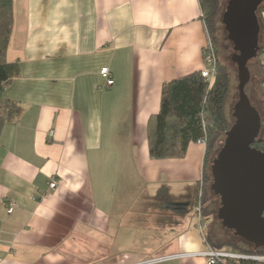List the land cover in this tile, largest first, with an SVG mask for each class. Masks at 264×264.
I'll use <instances>...</instances> for the list:
<instances>
[{"label": "crops", "instance_id": "crops-1", "mask_svg": "<svg viewBox=\"0 0 264 264\" xmlns=\"http://www.w3.org/2000/svg\"><path fill=\"white\" fill-rule=\"evenodd\" d=\"M13 18L3 96L23 109L0 130V264H207L189 204L205 144L152 159L146 137L164 85L204 66L198 0H13Z\"/></svg>", "mask_w": 264, "mask_h": 264}, {"label": "trees", "instance_id": "trees-1", "mask_svg": "<svg viewBox=\"0 0 264 264\" xmlns=\"http://www.w3.org/2000/svg\"><path fill=\"white\" fill-rule=\"evenodd\" d=\"M198 2L206 35L215 47L217 71L212 80L202 77L200 69L164 85L159 110L149 116L146 125L149 156L152 159L182 158L191 143L204 140L202 173L195 183L189 204L194 208L199 206L203 219L209 221L206 242L215 249L229 247L238 252L264 254V247L255 249L234 236L231 231L235 239L233 241L226 239L230 234L229 230L219 225L216 215L217 203L209 194H214L210 188L212 183L210 165L222 144L225 132L232 123L227 114V104L233 92V79L228 65L221 61L218 46L223 25L221 22L223 0ZM258 10H264V4ZM13 21V0H0V130L4 125L14 123L23 109L19 102L3 96L5 88L18 73V66L15 63H8L6 59ZM259 49L254 57L256 58L254 65L260 76L258 87L264 93V65L259 59L263 49L261 47ZM246 90L247 84L245 92ZM261 129H264V116H261ZM251 146L264 151V136L259 135ZM238 264L259 263L241 261Z\"/></svg>", "mask_w": 264, "mask_h": 264}, {"label": "water", "instance_id": "water-1", "mask_svg": "<svg viewBox=\"0 0 264 264\" xmlns=\"http://www.w3.org/2000/svg\"><path fill=\"white\" fill-rule=\"evenodd\" d=\"M264 0H229L221 22L232 43L238 99L233 120L212 159L210 188L219 199L217 218L224 228L253 248L264 247V151L251 144L261 129V115L245 92L248 61L258 52L255 11Z\"/></svg>", "mask_w": 264, "mask_h": 264}, {"label": "built area", "instance_id": "built-area-1", "mask_svg": "<svg viewBox=\"0 0 264 264\" xmlns=\"http://www.w3.org/2000/svg\"><path fill=\"white\" fill-rule=\"evenodd\" d=\"M203 61L204 66L201 68L200 73L201 76L212 80L216 74V53L215 47L209 37L206 36V41L203 47ZM101 77L105 79V84L110 86L113 84V78L110 72V69L107 66H104L99 71ZM198 142L205 144L204 140H199ZM48 187L53 189L56 187V182L54 180L48 183ZM47 192H42L40 194L41 197L46 196ZM15 203L13 201H9L7 205V213H11L14 209ZM195 216L197 219V226L199 232L204 240H206L205 229L206 222L203 219L200 213V207L197 206L194 208ZM207 258V264H228L231 261L238 262H246V261H254L259 264H264V254H254V253H246V252H238L234 250H226V249H215L211 246H208L202 253ZM167 259V258H166ZM159 260L155 259H146L133 264H149Z\"/></svg>", "mask_w": 264, "mask_h": 264}, {"label": "rangeland", "instance_id": "rangeland-1", "mask_svg": "<svg viewBox=\"0 0 264 264\" xmlns=\"http://www.w3.org/2000/svg\"><path fill=\"white\" fill-rule=\"evenodd\" d=\"M229 0H223V4H222V11L225 10V7L227 5ZM223 14V12H221V15ZM222 28H221V38H220V41L218 43V46H219V51H220V58H221V61L222 63H225L228 65L229 67V70H230V74L232 76V84H233V92H232V95L228 101V104H227V114L228 116L230 117V120L232 122L233 120V116H232V113H233V106L234 104L236 103L237 99H238V90H237V85H238V77H237V67L235 65V63H233V61L231 60V57H232V54L234 53L233 49H232V43L227 39V32L224 30V26L221 25ZM256 58H252L250 59L248 62V66H250V80L249 82L247 83V95L249 97V100L251 102V104L257 109V111L261 114V116H264V93H262V91L260 90V88L258 87V81H259V74H258V70H257V67H255V60ZM260 136H264V129H260V133H259ZM167 186L165 183H163V187ZM195 187V184L191 185V188L194 189ZM193 192V190H192ZM166 194V193H165ZM164 194V197H163V201H167V202H181V203H184L183 201H187V196L185 195H181L180 197L178 198H174V197H169L168 195H165ZM210 196L214 197L215 200H216V203H217V207L219 205V199L218 197L215 195V194H212V193H209ZM212 197V198H213ZM160 199V198H158ZM154 201H157L155 198H154ZM159 201V200H158ZM218 221V220H216ZM219 222V225L221 227L222 224ZM229 236L226 238L228 241H233V235L232 233L229 231Z\"/></svg>", "mask_w": 264, "mask_h": 264}]
</instances>
